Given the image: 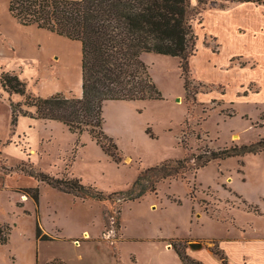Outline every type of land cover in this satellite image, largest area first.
Listing matches in <instances>:
<instances>
[{"label": "rangeland", "instance_id": "1", "mask_svg": "<svg viewBox=\"0 0 264 264\" xmlns=\"http://www.w3.org/2000/svg\"><path fill=\"white\" fill-rule=\"evenodd\" d=\"M191 2L206 8L204 21L195 20L198 52L191 59L192 91L199 92L186 100L178 57L145 52L143 59L162 98L104 104V129L117 143L122 162L114 161L88 131L73 133L59 121L20 116L14 127L10 100L24 102L26 97L10 95L0 83V240L8 238L0 244V264H183L175 248L171 254L164 247L171 239L158 237L195 230L193 201L210 212L199 224L214 236L228 235L231 222L225 217L232 206L246 208L235 211L242 221L253 216L248 209L264 212V151L213 159L188 170L185 177L162 179L156 192L137 200L115 194L166 160L264 138V65L240 70L244 59L237 56L230 62L240 51L261 57L263 51L248 35L242 38L248 49L231 42L210 8L221 0ZM215 53L224 63L218 67ZM36 64L29 55H0V73L15 70L25 78L28 92L42 95ZM30 171L79 177L111 195L105 200L81 197L28 175ZM35 186L38 203L22 189ZM256 218L264 228V215Z\"/></svg>", "mask_w": 264, "mask_h": 264}, {"label": "trees", "instance_id": "2", "mask_svg": "<svg viewBox=\"0 0 264 264\" xmlns=\"http://www.w3.org/2000/svg\"><path fill=\"white\" fill-rule=\"evenodd\" d=\"M205 10L204 7H194L191 0H10L11 13L22 24L37 25L79 40L83 46L82 96L72 92L68 95L63 91L50 96L31 94L27 91V82L19 74L1 71V88L10 95L15 93L26 97L24 102L10 100L12 125L17 126L20 116L59 121L73 133L88 131L114 161L122 162L123 155L117 143L104 129L105 102L162 98L150 67L143 59L145 52L178 57L186 100L190 101L191 95L195 98L199 92L192 91L195 78L191 59L198 52L199 40L195 20L201 18L204 21ZM252 65L255 66V63ZM261 151H264V138L212 149L203 155L166 160L147 168L146 173L138 176L133 187L115 194H124L125 201L137 200L149 191L156 192L158 182L169 176L185 177L188 170L201 168L213 159L222 160ZM30 172L27 174L40 181L81 197L105 200L111 195L85 184L79 177ZM22 189L39 202L38 186ZM40 234L41 227L38 228ZM6 243L8 238H1L0 244ZM171 243L183 264H206L189 254L187 241L171 239ZM211 249L223 264H230L218 241H214Z\"/></svg>", "mask_w": 264, "mask_h": 264}, {"label": "crops", "instance_id": "3", "mask_svg": "<svg viewBox=\"0 0 264 264\" xmlns=\"http://www.w3.org/2000/svg\"><path fill=\"white\" fill-rule=\"evenodd\" d=\"M210 8L215 15L216 23L225 26L234 45L250 48V45L243 39L245 35L251 36L254 39L253 44L257 49L263 51L261 54L264 57V3L253 0H221L219 4ZM216 37L219 39L218 36ZM251 49L253 48L251 47ZM239 53L232 54L230 62L234 61L232 59L237 56L244 59L245 65L243 66L240 62V70H253L264 65L263 57L260 55H253L245 51ZM15 54L29 55L36 60V67L40 72L38 81L42 85V92H40L42 96L60 92L59 89H66L65 93L72 92L76 96H82V42L39 28L37 25L22 24L10 11V0H0V55ZM214 62L217 63L215 67L224 64L220 61V53H215ZM254 63L255 66L252 65ZM14 72L16 71L14 70ZM20 76L25 80L21 74ZM57 82L62 83L61 88L56 87ZM237 209L246 208L236 205L229 209L230 215L225 217V220L229 219L231 222L228 235H208L205 233L206 227L199 224V218H202L204 214L209 215L210 212L200 205L197 208L193 201L190 217L191 223L195 222L197 225L195 230L192 231L193 226H191L192 232L186 234L174 232L167 237L159 236L158 239L187 241L189 254L206 264H223L221 258L211 249L209 245L211 241L219 242L220 247L227 254L230 264H264V228L260 224V220L256 218L262 217L264 212L248 209V211L254 212L255 218L249 216L246 221H242L239 215H235ZM177 227L179 228V225ZM193 241H200L203 245L192 249L189 243ZM164 247L168 252L173 253L174 247L171 240H167Z\"/></svg>", "mask_w": 264, "mask_h": 264}, {"label": "water", "instance_id": "4", "mask_svg": "<svg viewBox=\"0 0 264 264\" xmlns=\"http://www.w3.org/2000/svg\"><path fill=\"white\" fill-rule=\"evenodd\" d=\"M202 245H203V243L200 241H193V242L189 243V246L192 249H197V248L201 247Z\"/></svg>", "mask_w": 264, "mask_h": 264}, {"label": "bare ground", "instance_id": "5", "mask_svg": "<svg viewBox=\"0 0 264 264\" xmlns=\"http://www.w3.org/2000/svg\"><path fill=\"white\" fill-rule=\"evenodd\" d=\"M53 41H54V39H53ZM79 41V40H78ZM63 43V42H62ZM80 43V42H79ZM63 47V46H62ZM79 53V52H78ZM79 57V56H78ZM73 61V60H72ZM72 68H73V66H72ZM76 70V69H75ZM77 77V76H76ZM178 99H179V101H181L182 100V97H178ZM235 136L236 137H239V135L238 134H235ZM23 197L24 198H26L27 199V197L25 196V195H23Z\"/></svg>", "mask_w": 264, "mask_h": 264}]
</instances>
